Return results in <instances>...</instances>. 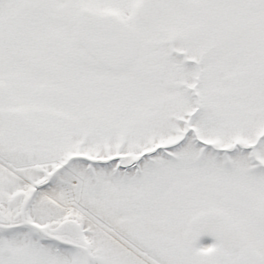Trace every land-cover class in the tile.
I'll return each instance as SVG.
<instances>
[{
    "label": "snow or ice",
    "instance_id": "snow-or-ice-1",
    "mask_svg": "<svg viewBox=\"0 0 264 264\" xmlns=\"http://www.w3.org/2000/svg\"><path fill=\"white\" fill-rule=\"evenodd\" d=\"M0 264H264V0H0Z\"/></svg>",
    "mask_w": 264,
    "mask_h": 264
}]
</instances>
